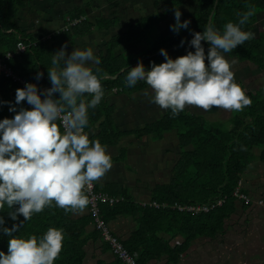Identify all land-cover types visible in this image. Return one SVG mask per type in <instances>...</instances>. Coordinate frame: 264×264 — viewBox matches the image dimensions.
Returning <instances> with one entry per match:
<instances>
[{
	"label": "trees",
	"instance_id": "trees-1",
	"mask_svg": "<svg viewBox=\"0 0 264 264\" xmlns=\"http://www.w3.org/2000/svg\"><path fill=\"white\" fill-rule=\"evenodd\" d=\"M38 1L0 0V60L12 69L14 75L24 81L37 84L39 92L41 89L51 87L47 69L53 67L51 55L55 52L57 44L68 42L72 48L76 47L78 40L75 37H84L91 33L96 24L93 25V21L87 18L84 12H75L71 15V20L79 19L80 21L72 25L69 30L48 32L36 38V31L33 33L29 26L27 29L23 27L24 23L27 25L29 21L27 18L22 19L21 10L28 4ZM162 1L164 0H157L155 6L160 5ZM169 1L168 8L153 13L154 17L149 15L138 22L137 25L142 27L143 31H138L131 25L125 33L115 36L112 42L106 43L105 50L100 51V63L93 68V71L95 72L97 67L100 69L96 74L100 79L104 95L94 108L88 109L89 122L85 129H89L100 121L101 114L99 113L104 111L98 110V105L101 103L107 107L106 95L108 93H112L115 89L119 90L121 87V89L131 88L130 90L146 87L147 83L140 80L131 87L125 84L126 72L128 68L136 66V62L133 58L127 59V55L123 53H117L115 49L123 41H135L138 44L144 42L148 30L165 20L166 16L175 10V7L191 4V18L188 19L190 24L185 30L181 28L171 35L158 37L151 47H148V50L137 58V63L141 62L145 68L150 67V61L160 63L164 60L159 52L160 48H164L172 58L184 55L189 50L194 51L187 43L191 38L189 29L202 32L207 25L211 24L214 28L222 31L223 25L229 20L237 22L239 20L237 13L247 10L249 5H255V12L242 25L243 30L255 33L256 25L260 20L264 21V0ZM33 14L35 15L32 16L39 18V13ZM98 25L110 26L111 23L104 22ZM181 38L185 39L183 45L180 44ZM23 41L32 45L25 53L19 52L17 48L18 43ZM201 44L207 52L208 42L202 40ZM224 55L235 58L241 63L253 64L260 71L264 70V32L259 35L255 34L254 37L244 41L242 45H237ZM38 71L43 73L39 80L36 79ZM18 87L22 88L24 84L14 81L0 68V101H11L15 104V89ZM262 94L264 95V91ZM246 95L251 102L242 106V111L245 113L236 114L232 119L234 122L232 127L209 124L203 118L185 114L183 110L173 116L169 109L166 116L143 128L144 132L155 129H176L178 140L185 150L182 152L184 159L182 157L180 160V165L177 166L173 175V181L169 184L159 185L153 191L151 202L144 205L146 207L130 201V198L123 194L117 195L122 200L114 205L102 204L101 217L109 225L112 219L127 213L128 209L139 215L138 230L127 242H122L128 253L135 258L136 264H148L166 254L169 256L170 262L174 263L180 259L196 238H214L223 231L226 220L235 211V200L237 199L233 193L239 187L240 179L254 157L255 148L262 149L260 158L264 161V99L261 94L247 93ZM84 96L86 99L91 98L90 93H85ZM53 97L58 98L59 93H54ZM20 106L31 108V105L26 101H21L17 106V111ZM8 108V104H0V118H11L14 115ZM106 121L114 124L111 114H107ZM106 121L105 123H107ZM111 131L115 135L119 134L114 125H103L102 131L89 139H98L102 145L115 143V138L112 140V136L115 137V135ZM122 134L123 132H120V135ZM187 147L191 148V152L187 151ZM96 188L98 192L112 195L99 188L97 183ZM85 194L88 196V204L85 207L89 208V195ZM222 196L228 198L224 206L202 214L181 212L172 208H157L150 205L152 202L205 204ZM17 206L14 205L13 208ZM9 211L11 209L6 204L0 207V215L4 217L5 227H11L13 223L19 224L24 219L21 214H18L17 220L13 221L7 215ZM91 221L93 223L91 213L76 218L73 211L65 212L63 208L57 207L53 203L51 206H45L42 211L34 213L12 235L27 238L28 235L34 234L40 237L50 226L62 228L64 231L63 244L58 256L54 259V264H84V246L90 239L85 235V227ZM97 233L104 242L98 229H96ZM159 233H174V236L184 237V242L180 248L171 249L169 243L161 240ZM8 238L7 235L0 232V250L5 253H7ZM105 244L112 251L110 246ZM135 255L137 256L135 257ZM116 257L118 259V256ZM118 264H121L119 260Z\"/></svg>",
	"mask_w": 264,
	"mask_h": 264
},
{
	"label": "clouds",
	"instance_id": "clouds-1",
	"mask_svg": "<svg viewBox=\"0 0 264 264\" xmlns=\"http://www.w3.org/2000/svg\"><path fill=\"white\" fill-rule=\"evenodd\" d=\"M254 12L255 5H249L237 13V22L229 20L222 31L211 24L202 32L189 29L191 38L187 43L194 51L172 58L160 48L164 60L150 61L149 68L141 62L128 68L125 84L131 87L138 80L145 81L151 90L149 101L170 109L173 116L186 105L204 110L213 106L239 110L248 105L250 98L231 70L235 61L224 53L254 37L255 33L242 28ZM180 16L176 9L175 23L169 25L174 32L190 24L188 19L181 21ZM202 40L208 42L207 52ZM184 43L181 38L180 44ZM51 63L53 67L47 69L51 87L38 92L37 84L25 82L24 87L15 89V104L0 101L14 113L11 118H0V207L6 204L11 209L7 215L13 221L18 214L24 218L19 224L5 227L0 215V232L9 237L7 253L0 250V264H54L63 244L62 228L50 226L40 237L12 234L34 213L53 203L65 212L83 210L88 204L86 186L112 166L106 146L98 139L90 140L84 131L89 122L88 109L94 108L104 95L96 74L100 69L97 67L94 72L91 66L98 65L100 57L92 47L73 48L66 55L61 46L52 53ZM42 75L38 71L36 79ZM54 93H59V97L54 98ZM85 93H90L91 98L86 99ZM21 101L31 108L20 106L17 111ZM14 205L18 206L13 208Z\"/></svg>",
	"mask_w": 264,
	"mask_h": 264
},
{
	"label": "crops",
	"instance_id": "crops-1",
	"mask_svg": "<svg viewBox=\"0 0 264 264\" xmlns=\"http://www.w3.org/2000/svg\"><path fill=\"white\" fill-rule=\"evenodd\" d=\"M156 3L157 0H39L37 3L28 4L21 10V15L22 19L27 18L29 21L27 25L24 23L23 27L27 29L29 26L31 32L36 31L35 35L38 38L48 32L63 30L68 19L71 20V15L75 12H84V15L93 21V25H96L91 33L84 37H75L78 42L74 48L92 47L94 54L100 57V51L105 50V44L112 42L115 36L125 33L131 25L138 31H143L144 29L137 25L138 22L152 13L165 10L170 5L169 0H164L160 5L155 6ZM189 5L175 7V10L179 9L181 12V21L187 19L183 18L184 11L191 14ZM174 11L168 14L165 20L157 24L161 36L171 35L174 32L169 28L170 24L175 23ZM36 12L39 13L40 23L33 19L36 17L32 15H35L33 13ZM104 22H110L111 25H98ZM146 35H150V33L148 32ZM61 46H64L66 55L73 50L71 45L65 42L57 44L55 51L59 50ZM148 47L149 45L144 42L138 44L135 41H123L117 45L115 51L129 55L137 64V58L148 50ZM225 57L235 61L231 65V70L234 72V79L244 89L245 94H261L264 99L262 94L264 87L260 89V85L258 87L252 86L251 89L248 87L249 83L245 81L246 77H243L244 73H248V69L251 71L250 68L254 65L241 63L228 55ZM205 63H207L206 60ZM91 66L92 68L96 67L95 64H91ZM256 72H260V70ZM14 76L16 79L24 81V79ZM263 77L259 76V78ZM25 82L27 81L25 80ZM121 88L119 91H115L118 90L115 89L106 95L107 107L101 103L98 105V110L104 111L99 113L101 114L100 121L89 129L84 128V131L88 134V138H93L102 131L103 125L116 127V130L119 131L118 135L111 131L115 135V137L112 136V140L114 138L116 140L115 143L104 144L106 151L111 154L112 166L95 181L103 191L114 196L127 195L130 201L146 207L144 205L151 202L153 191L159 185L169 184L173 181L176 168L180 165L182 157L184 159L182 152L185 148L178 140L176 129L142 131L143 128L166 116L169 111V109H162L149 101L151 95L149 85L135 90ZM145 90H148V95H145ZM183 112L203 118L212 125L223 124H218L215 116L220 115L223 117L222 120H231L235 117L234 109H222L216 106L204 110L196 105H186ZM108 113L111 114L114 124L106 121ZM218 118L220 119V117ZM120 132L123 134L120 135ZM186 149L189 151L191 148L187 147ZM261 152V148L254 149L255 158L251 160L254 162L249 164L242 179H240V182H243L242 190L253 201L251 204H246L238 199L235 200V211L226 220L223 231L214 238H196L180 259L174 263L170 262L169 256L166 254L148 264H236L240 259L246 258L248 254L255 256L263 254L264 161L260 158ZM260 200L263 201V204L258 203ZM130 210L128 209L127 213L120 214L110 221L114 233L121 242H127L140 226L139 215L136 212H130ZM89 214L88 207L73 212L76 218ZM85 235L90 239L84 246V264H118L115 254L100 239L99 234H96V228L92 221L85 227ZM159 237L169 243V247L174 250L180 248L184 242V237L174 236V233H159ZM255 261L264 264V260L259 257L255 258Z\"/></svg>",
	"mask_w": 264,
	"mask_h": 264
},
{
	"label": "built area",
	"instance_id": "built-area-1",
	"mask_svg": "<svg viewBox=\"0 0 264 264\" xmlns=\"http://www.w3.org/2000/svg\"><path fill=\"white\" fill-rule=\"evenodd\" d=\"M80 20H70L69 24L67 25H74L78 23ZM65 25L63 27V30H68L69 28H66ZM49 36V35H48ZM32 45L26 44L24 41L18 43L17 48L19 52L25 53L29 48H31ZM10 56V55H9ZM0 68L2 71L6 73V75L10 78H12L14 81H19L21 84H24L23 80L16 79L13 75L10 68H8L7 64L4 63L2 60H0ZM119 91V90H115ZM42 98V97H41ZM43 99V98H42ZM89 195V209L90 213L93 217V224L96 229H98L101 233V236L105 243H107L112 252L118 256V260L121 262V264H136V260L133 256H131L126 248L124 247L123 243L120 241L118 236L114 233L112 227L101 217L102 213V204H110L114 205L118 201L122 200L119 196H112L109 194H105L102 192H98L96 188V183L93 181L90 186H86V192ZM233 196L241 201H244L246 204H251L253 201L251 197H249L245 192L242 190V182H240L239 187L236 188V190L233 193ZM228 198L227 196L219 197L213 201H209V203H202V204H180V203H162L159 204L157 202H152L150 205L154 207H162V208H172L180 210L181 212H189L194 214H202L205 212H209L213 209H217L219 207L224 206L226 204ZM259 204H263V201H258ZM137 255H135L136 257Z\"/></svg>",
	"mask_w": 264,
	"mask_h": 264
},
{
	"label": "rangeland",
	"instance_id": "rangeland-1",
	"mask_svg": "<svg viewBox=\"0 0 264 264\" xmlns=\"http://www.w3.org/2000/svg\"><path fill=\"white\" fill-rule=\"evenodd\" d=\"M191 7V4L189 5ZM152 17H154V14H150ZM183 18H187V19H190L191 18V14L188 13V11H184V15H183ZM35 22L37 23H40V20L38 18H33ZM70 22V19H68L67 24H69ZM264 21H261L256 25V28L254 30L255 34L256 35H259V33H263L264 31ZM65 25V23H64ZM70 26L72 25H67L66 28H69ZM182 29H186V28H182ZM263 31V32H262ZM148 32L150 33V35H146L145 39H144V43L148 44L149 47H151V45L156 41V39H158V37H160V33L158 31V28L157 26H154L152 29L148 30ZM156 36V38H155ZM126 58H130L129 55L126 56ZM251 71H249L248 69V73H244L243 77H246V82H248V87L252 89V86L253 87H258L260 85V89L264 87V77L263 78H259V76H264V70H261L260 72H256L258 69L255 67V66H252V68H250ZM259 71V70H258ZM239 75V74H238ZM234 113H235V116L236 114H243L245 113V111H242V107L239 109V110H236L234 109ZM220 117V119L218 118ZM216 117V120L218 122V124L220 123H223L222 125H226L225 127L229 126V127H232V125H234V122H232V119L231 120H222L223 117H221L220 115ZM213 119V117H212ZM210 123H213V122H210ZM216 123V122H215ZM260 151V149H259ZM189 152H191V149L189 150ZM255 158V157H253ZM259 159V157H258ZM254 160V159H252ZM251 162H254V161H250ZM243 183V182H242ZM236 190V189H235ZM257 259L258 257L260 259H263L264 260V253L263 254H259L257 256L253 255V254H248L246 255V258H243V259H240L238 262H236V264H262L260 262H257L255 261V258Z\"/></svg>",
	"mask_w": 264,
	"mask_h": 264
},
{
	"label": "water",
	"instance_id": "water-1",
	"mask_svg": "<svg viewBox=\"0 0 264 264\" xmlns=\"http://www.w3.org/2000/svg\"><path fill=\"white\" fill-rule=\"evenodd\" d=\"M217 2V1H216Z\"/></svg>",
	"mask_w": 264,
	"mask_h": 264
}]
</instances>
